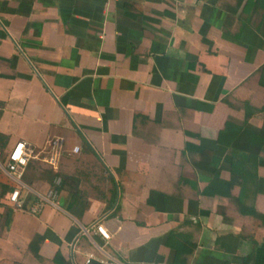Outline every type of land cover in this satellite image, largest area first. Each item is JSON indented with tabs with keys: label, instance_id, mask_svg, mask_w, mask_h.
Segmentation results:
<instances>
[{
	"label": "crops",
	"instance_id": "crops-1",
	"mask_svg": "<svg viewBox=\"0 0 264 264\" xmlns=\"http://www.w3.org/2000/svg\"><path fill=\"white\" fill-rule=\"evenodd\" d=\"M263 106L264 0H0V264H264Z\"/></svg>",
	"mask_w": 264,
	"mask_h": 264
},
{
	"label": "built area",
	"instance_id": "built-area-1",
	"mask_svg": "<svg viewBox=\"0 0 264 264\" xmlns=\"http://www.w3.org/2000/svg\"><path fill=\"white\" fill-rule=\"evenodd\" d=\"M78 145L72 147V151L77 152L79 150ZM60 151L55 149L49 155L43 157V159L49 162L54 168L58 165V158ZM30 157H37V153L34 148L24 139L17 140L11 148L7 151L5 158L2 159V150L0 149V167L5 171L7 176L13 182V187L9 192V200L12 204L18 208L23 206V197H21V190L31 189L22 179L23 172ZM60 183V177L56 176L53 180V184L45 192L35 191V194L39 198L40 203L50 204L54 207L60 208L57 202L58 189L57 185ZM39 204L33 205L31 210L36 211L39 209ZM95 230L99 231L104 238H109V233L102 223L97 222L95 224ZM93 255L90 253L87 257L85 264L90 260Z\"/></svg>",
	"mask_w": 264,
	"mask_h": 264
},
{
	"label": "trees",
	"instance_id": "trees-1",
	"mask_svg": "<svg viewBox=\"0 0 264 264\" xmlns=\"http://www.w3.org/2000/svg\"><path fill=\"white\" fill-rule=\"evenodd\" d=\"M262 110H264V106L262 107ZM248 114L249 113L246 112V114H245V118L246 119L248 118ZM262 130H263V128H261V132H263ZM238 135H239V137L240 136H245V137L250 138V139L256 138V140H259L258 141L259 146L264 143V137L262 135H260L259 133H257L256 129L254 127H252V126H246V127L242 128V129H240L239 132H238ZM6 140H7L6 136L4 134L0 133V148L3 149V146L6 143ZM252 143L253 142H246V143L243 144V143H238V142L235 141L233 144H234V146L237 147V149L244 148V151H247V150H250L252 148V145H254ZM63 179H64V177L60 176V184L63 183ZM60 184H59V186H60Z\"/></svg>",
	"mask_w": 264,
	"mask_h": 264
}]
</instances>
